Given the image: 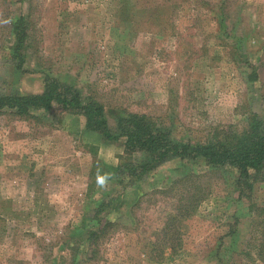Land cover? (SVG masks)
<instances>
[{"label":"rangeland","instance_id":"rangeland-1","mask_svg":"<svg viewBox=\"0 0 264 264\" xmlns=\"http://www.w3.org/2000/svg\"><path fill=\"white\" fill-rule=\"evenodd\" d=\"M194 1L0 0V94H38L53 78L101 104L110 125L145 114L180 142L239 133L251 114L264 126V0L229 6L239 48ZM18 16L28 39L19 68L9 58ZM122 158V141L86 131L78 114L0 115V264H260L250 248L264 245V173L242 196L233 171L173 159L123 193L94 177ZM192 174L208 195L180 221L177 253L153 261L148 243L176 203L158 192ZM101 199H114L117 225L86 260L81 227Z\"/></svg>","mask_w":264,"mask_h":264},{"label":"trees","instance_id":"trees-1","mask_svg":"<svg viewBox=\"0 0 264 264\" xmlns=\"http://www.w3.org/2000/svg\"><path fill=\"white\" fill-rule=\"evenodd\" d=\"M194 2L199 7L213 10L216 33L224 36L222 37L224 40L233 37L235 47L239 48L240 40L237 41V38L229 33L231 29L227 30L228 25L236 21L229 15V6L235 0ZM155 16L152 14L149 17L156 19L161 16L158 15V10ZM9 29L11 36L9 58L19 68L24 62L23 53L27 49L25 18L18 16L12 19ZM53 111L78 114L84 120L86 131L97 133L106 141H122L124 158L115 168H109L111 175L92 169L97 171L94 174L96 180L99 177H103L104 180H115V185L120 186L118 191L123 193L129 189L139 188L149 173L173 159L190 163L202 162L210 170L233 171L232 185L242 196L249 194L253 183L258 181L257 177L264 173V126L254 114L249 116L246 128L239 133L221 138L213 135L203 142L191 143L172 139L166 129L145 114L123 112L120 115H113L110 125L101 104L92 99H84L75 87L53 78H44L43 89L38 94H0V115L7 114L17 119L29 120ZM132 155L138 156L132 158ZM199 179L200 176L195 174L185 175L172 181L166 190L158 192L164 194L173 192L176 203L165 215L160 229L153 235V241L148 243L151 260L160 261L165 251L171 256L180 249L181 232L178 229L180 221L191 217L208 195V183L203 185ZM177 186H180V191L177 190ZM113 202L114 199H101L91 209V215L86 218L87 227H81L84 229L82 238L89 256L86 260L97 254L98 245L117 225L109 216ZM138 203L139 198L130 205L128 212L137 207ZM250 251L255 261L264 264L263 244L251 247Z\"/></svg>","mask_w":264,"mask_h":264},{"label":"clouds","instance_id":"clouds-1","mask_svg":"<svg viewBox=\"0 0 264 264\" xmlns=\"http://www.w3.org/2000/svg\"><path fill=\"white\" fill-rule=\"evenodd\" d=\"M98 183L103 184L104 183V178L103 177H99L98 178Z\"/></svg>","mask_w":264,"mask_h":264}]
</instances>
